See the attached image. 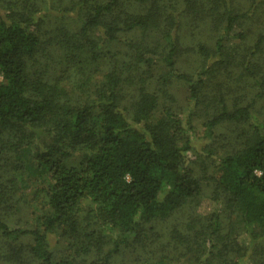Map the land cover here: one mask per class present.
Listing matches in <instances>:
<instances>
[{"label": "trees", "instance_id": "16d2710c", "mask_svg": "<svg viewBox=\"0 0 264 264\" xmlns=\"http://www.w3.org/2000/svg\"><path fill=\"white\" fill-rule=\"evenodd\" d=\"M261 7L0 0V263L240 264L245 231L264 264ZM190 47L197 78L178 67ZM171 80L187 85L186 114ZM226 122L235 143L218 139ZM204 184L234 220L198 211Z\"/></svg>", "mask_w": 264, "mask_h": 264}, {"label": "rangeland", "instance_id": "374dc122", "mask_svg": "<svg viewBox=\"0 0 264 264\" xmlns=\"http://www.w3.org/2000/svg\"><path fill=\"white\" fill-rule=\"evenodd\" d=\"M251 0H235V3L242 7L244 5L248 6L250 4ZM261 3L262 7L260 10H264V0H259ZM258 26V25H257ZM190 28V27H188ZM248 28V26H247ZM185 36L188 39H185ZM207 36V37H206ZM191 38L187 35L186 30L183 31V47H185V44L190 42ZM202 41H205L207 43H211V41L208 38V34L205 35V37H202ZM185 50V48H183ZM193 48H189L188 51L183 52V60L180 62V68L181 71L190 73L194 76V78H197V73L201 69V65L203 63L204 57L199 54V52L192 51ZM168 87H170L171 92L173 95L177 98V107L176 109L178 110L179 113L182 112V114H186L187 110L184 105H186V96H187V85L184 81L180 80H171L169 83ZM163 99V97H162ZM197 125H199L198 128V133L195 135V138L193 140V147L194 150L191 151L188 155V159L190 163L193 166H199L201 165L202 161L205 159V153L203 151V141L200 140V137L202 136L203 133V127L201 126L200 122H196ZM238 126H236L234 123L231 122H226L219 126L216 130L218 139L219 140H226L229 139L230 143H235L234 139L236 137V132H237ZM210 144V143H209ZM216 147V153L221 154L223 151L226 150L225 147H220V144H213ZM213 163V162H211ZM210 163V164H211ZM29 167V166H28ZM25 170V169H24ZM26 175L29 174V172L25 173ZM211 186L204 184V195L201 197L198 206V211L202 214H207L210 212H213L214 210H219L220 216L223 218L226 224L229 223V221L235 219L234 213L232 214L230 210H228L223 204H220L214 200L211 199ZM186 209H183V207L178 210L173 216L169 217L166 220L160 221L156 220L153 222L155 226L158 228L160 227L162 231L167 230L166 227L170 226L172 222H177L181 221L183 219V216L186 214ZM27 213H20V215L17 216L16 224L21 223L20 218L22 217L23 220H26ZM240 240L245 242L246 244H249L248 252L245 257L241 260L240 264H253V261L255 260H261L259 256L256 253H253V251L257 248L258 245L253 241L251 234L248 232L243 231L242 235L240 236ZM256 247V248H255ZM259 250V246H258ZM1 264V263H0Z\"/></svg>", "mask_w": 264, "mask_h": 264}]
</instances>
